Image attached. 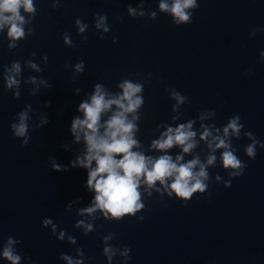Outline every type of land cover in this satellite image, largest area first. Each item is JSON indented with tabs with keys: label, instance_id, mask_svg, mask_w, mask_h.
Returning <instances> with one entry per match:
<instances>
[{
	"label": "water",
	"instance_id": "1",
	"mask_svg": "<svg viewBox=\"0 0 264 264\" xmlns=\"http://www.w3.org/2000/svg\"><path fill=\"white\" fill-rule=\"evenodd\" d=\"M197 2L192 23L177 26L159 12V0H34L37 14L28 25L32 35L9 49L7 30L0 32V70L15 60L22 67L19 99L4 91L0 82V251L12 236L20 241L16 248L21 264H65L59 256L66 253L79 259L77 248L84 252V264H107L103 237L113 233L115 238L108 243L130 248L127 264H264V148L258 147L250 160L244 146L251 141L243 134L232 145L246 167L241 176L231 178L230 187H224L229 177L218 159L208 170V190L187 202L155 191L151 197L145 194V208L136 214L143 220L125 216L108 221L99 210L95 221L78 214L90 206L95 193L86 188L87 169L68 167L84 150L83 141L74 142L70 126L74 117L82 118L78 106L97 83L111 93L120 92L117 85L123 79L144 85L137 136L146 155L163 154L151 150L150 142L166 127L194 120L198 144L181 162L196 155L204 161L210 150L199 139L201 124L222 128L234 115L241 118L242 133L251 131L264 143V62L259 57L264 31L249 37L253 29H264V0ZM128 7L146 14L130 16ZM151 11L157 12L155 20L147 15ZM97 13L107 15L109 32L95 28ZM77 18L88 25L84 33L76 29ZM64 33L72 38L73 47L64 44ZM45 54L47 63L42 59ZM28 60L42 71L30 69ZM81 60L84 71L77 74L75 64ZM29 76L46 79L51 87L41 85L31 96L36 86L26 83ZM166 88H175L188 102L172 111L175 101ZM25 104L33 111L29 142L21 147L22 138H14L9 125ZM210 110L216 114L199 119ZM41 115L48 123L32 131ZM221 151H216L217 157ZM168 154L174 158L181 151L174 146ZM53 159L67 171H54ZM216 174L223 178L220 182L213 179ZM44 218L57 225L55 233L52 225L41 226ZM78 220L94 223L95 231L84 235L83 228L75 227ZM62 230L66 235L57 239ZM68 236L77 242L69 243ZM122 260L114 257L112 264ZM0 264L8 261L0 257Z\"/></svg>",
	"mask_w": 264,
	"mask_h": 264
},
{
	"label": "clouds",
	"instance_id": "2",
	"mask_svg": "<svg viewBox=\"0 0 264 264\" xmlns=\"http://www.w3.org/2000/svg\"><path fill=\"white\" fill-rule=\"evenodd\" d=\"M59 3V0H56ZM56 4L53 5L55 7ZM198 7L197 0H159L158 10L160 13H166L174 25H185L192 23L193 11ZM143 8V4L141 5ZM130 16H144V11L128 7ZM27 14V15H26ZM37 14V7L34 0H0V32L7 30L6 35L10 43L9 49H15L18 41L26 39L32 35L33 28L28 27ZM97 19L96 29H102L107 33L110 31L107 25L106 14H95ZM147 15L155 20L157 12L151 11ZM122 21V17H117ZM75 26L78 33H84L88 25L82 22L81 18L75 20ZM264 29L255 28L249 33V37L255 36ZM87 39L86 37L84 38ZM100 39H104L103 36ZM65 45L74 46L72 38L68 33L63 34ZM117 38L113 37V43ZM35 56V53H32ZM260 61L264 62V51L259 53ZM42 59L47 63V55H42ZM27 66L35 72H41L42 69L32 60L26 61ZM68 62H65V67ZM84 62L81 60L75 64V72L83 73ZM21 74L22 67L20 60L10 62L0 70V82L4 91L11 92L13 99H19L21 96ZM245 76L249 72L244 73ZM149 76L151 74L149 73ZM75 79V77H73ZM26 83L34 87L29 95L35 96L39 86L50 88V83L43 78L29 76ZM117 87L118 93H111L105 86L97 83L88 99L82 101L77 111L82 113V118L77 116L71 120L70 133L74 137V142L83 141V153L70 161L68 167L87 169L86 188L94 191L95 195L90 206L79 210L80 216H89L93 221L97 219L95 213L97 210L103 218L108 221H120L125 216H136L138 220H143V216L136 214L145 208L143 196H152L153 191L160 195H167L170 199L175 198L187 202L194 194H203L209 187V168L219 166L227 172L229 177L225 180L224 187L231 186V178L239 177L243 174L246 164L237 155V149L233 147V139H239L241 134L251 142L244 146V154L250 160L256 156L257 148H264L251 131H243L244 125L241 123L239 115L229 118L222 128H216L214 125L201 124L203 131L200 134V141H206L210 150L204 161H201L199 155L193 156L186 162L184 154L192 152L197 147L195 139L197 133L193 130L194 120L187 123H180L176 127L168 126L160 132L159 137L151 140L150 149L163 153L159 156L146 155L142 150L143 145L139 140L137 133L140 132V109L144 104L143 89L144 85L140 82H134L131 79H123ZM80 89L77 88L76 92ZM171 99L175 101L172 105V111L176 112L179 107L188 102V97L182 95L175 88L165 89ZM47 106V102L46 105ZM33 111L31 104H25L23 110L17 113L15 120L10 123L9 128L14 138H22L21 147L29 142V131L31 119L29 113ZM107 118L101 122L104 114ZM215 110H210L207 116L200 114L199 119L205 120L208 116H214ZM178 119L173 116L172 120ZM46 115L39 117V124L31 128H36L47 124ZM157 127H163L158 125ZM174 146L178 147L181 154L174 158L168 154V150ZM67 146H65L66 148ZM222 150L219 157L215 154L217 150ZM94 164V166H93ZM51 168L54 171H67L64 167L53 159ZM213 179L220 182L223 178L216 174ZM159 185V186H157ZM144 191L142 193L141 188ZM75 203V201L73 202ZM71 205H69L70 207ZM52 225V231L55 233L57 225L51 218H44L41 226L48 227ZM75 227L83 228L84 235L95 231L94 223H86L84 220L76 221ZM66 231H60L57 239H63ZM115 238L113 233L103 237L104 245L102 255L106 258L107 264H112L113 258L120 256L123 258L121 264H127L130 259V248L123 246L118 248L115 244L108 243ZM69 243L75 244L77 241L73 236H68ZM19 240L12 236L3 243L0 257L8 261V264H21L22 256L17 251L16 245ZM79 259L66 253H62L59 259L65 261V264H84L85 256L81 248L76 249Z\"/></svg>",
	"mask_w": 264,
	"mask_h": 264
}]
</instances>
